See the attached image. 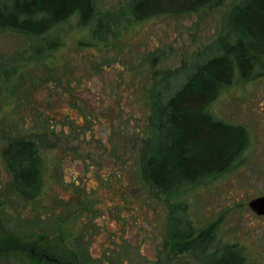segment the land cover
<instances>
[{"label":"rangeland","instance_id":"374dc122","mask_svg":"<svg viewBox=\"0 0 264 264\" xmlns=\"http://www.w3.org/2000/svg\"><path fill=\"white\" fill-rule=\"evenodd\" d=\"M241 1L137 22L134 0H95L103 40L72 18L47 35L64 45L41 55V38L0 30V264H37L31 247L86 264H209L230 246L247 264H264V217L249 206L264 196V74L244 81L237 73L209 107L249 132L234 167L173 197L143 172L154 97L206 57ZM20 139L43 158L37 194L11 165ZM181 203L197 233L214 232L188 251L170 243Z\"/></svg>","mask_w":264,"mask_h":264},{"label":"trees","instance_id":"16d2710c","mask_svg":"<svg viewBox=\"0 0 264 264\" xmlns=\"http://www.w3.org/2000/svg\"><path fill=\"white\" fill-rule=\"evenodd\" d=\"M223 1L134 0L130 17L140 22L163 14L186 15ZM72 18L81 27L94 26L95 40H103L107 26L98 15L95 0H0V30L41 38L35 49L37 55L64 45L61 36L47 35ZM205 56L179 85L163 84L162 94L154 97L153 134L143 172L166 196L185 193L202 181L220 177L234 167L247 149V128L216 117L209 107L233 84L237 73L244 81L264 74V0H242L230 17L228 31L219 36ZM11 165L23 186L33 194L40 192L44 162L33 140L13 143ZM182 204L176 211L181 215L172 218L170 243L179 251H188L196 243L212 239L214 232L210 228L197 233L186 204ZM27 253L37 264H86L81 258L61 260L33 247ZM246 258L237 246H230L209 264H247Z\"/></svg>","mask_w":264,"mask_h":264},{"label":"water","instance_id":"95a60500","mask_svg":"<svg viewBox=\"0 0 264 264\" xmlns=\"http://www.w3.org/2000/svg\"><path fill=\"white\" fill-rule=\"evenodd\" d=\"M249 206L257 215L264 217V196L252 199Z\"/></svg>","mask_w":264,"mask_h":264}]
</instances>
